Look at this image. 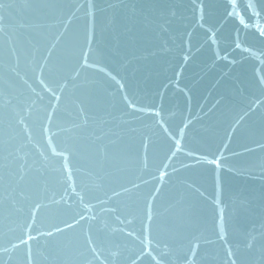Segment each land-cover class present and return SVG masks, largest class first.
I'll list each match as a JSON object with an SVG mask.
<instances>
[{
  "label": "water",
  "instance_id": "water-1",
  "mask_svg": "<svg viewBox=\"0 0 264 264\" xmlns=\"http://www.w3.org/2000/svg\"><path fill=\"white\" fill-rule=\"evenodd\" d=\"M0 264H264V0H0Z\"/></svg>",
  "mask_w": 264,
  "mask_h": 264
}]
</instances>
